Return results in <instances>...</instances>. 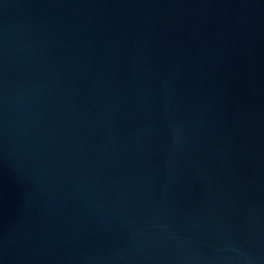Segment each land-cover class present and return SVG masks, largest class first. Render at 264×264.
Segmentation results:
<instances>
[{
	"label": "water",
	"instance_id": "1",
	"mask_svg": "<svg viewBox=\"0 0 264 264\" xmlns=\"http://www.w3.org/2000/svg\"><path fill=\"white\" fill-rule=\"evenodd\" d=\"M0 264H264V0H0Z\"/></svg>",
	"mask_w": 264,
	"mask_h": 264
}]
</instances>
